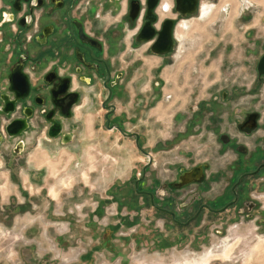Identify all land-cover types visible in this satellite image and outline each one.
Instances as JSON below:
<instances>
[{
  "label": "rangeland",
  "instance_id": "obj_1",
  "mask_svg": "<svg viewBox=\"0 0 264 264\" xmlns=\"http://www.w3.org/2000/svg\"><path fill=\"white\" fill-rule=\"evenodd\" d=\"M252 1L253 12L248 0H221L215 7L204 1L210 7L179 28L187 44L181 43L175 62L161 70L168 81L163 93L157 86L152 90L149 74L146 81L138 78L135 90L126 89L113 99L117 113L124 115L125 132L139 133L143 152L153 155L151 166L132 138L105 129L103 110L92 104L77 107L71 120L62 119L69 143L41 133L36 140L41 148L25 142L22 153L33 149L34 159L25 164L28 178L18 180L21 162L3 158L2 168L8 171L0 181L8 177L20 190L13 196L9 191L16 187L9 182L5 191L10 198L0 201V264H264V218L256 213L239 223L231 219L232 211L218 219L203 213L185 225L190 212L198 210L194 202L200 196L211 199L217 189L210 177L213 133L206 128L214 97L231 108L264 104V91L244 92L255 79L264 44V0ZM209 11L212 19L205 18ZM152 59L147 66L160 64L157 57ZM195 107L205 108L204 126L197 124L200 119L188 121L187 137L165 145L169 134L185 129V118L174 123L177 112L185 110L189 118ZM6 144L0 152L7 151ZM196 165L205 170L209 183L183 181V172ZM141 181L138 190L154 186L149 191L154 202L168 200L167 209L184 225L152 208L146 193L136 192ZM251 192L264 201V187Z\"/></svg>",
  "mask_w": 264,
  "mask_h": 264
},
{
  "label": "flooded vegetation",
  "instance_id": "obj_2",
  "mask_svg": "<svg viewBox=\"0 0 264 264\" xmlns=\"http://www.w3.org/2000/svg\"><path fill=\"white\" fill-rule=\"evenodd\" d=\"M204 1L213 7L221 5V0H0V95L6 92L14 100V96L22 93L21 85L15 84L17 66H22L30 80L24 98L1 103L0 108H28L34 111L38 134L49 132L48 120L52 119L56 131L62 135V119L71 120L77 107L99 106L103 110L105 129L132 138L143 152L141 136L125 132L121 119L124 115L117 113L118 103L113 99L121 98L126 89L135 90L136 82L140 78L146 81L149 74L152 78L147 81L152 90L157 86L163 93L168 81L161 77V70L175 62L179 45L187 44V35H182L179 28L210 7ZM248 1L247 7L253 12L255 2ZM229 6L227 3L225 7ZM262 45L259 59L264 54ZM125 53L129 55L126 57ZM155 57L160 59V64L147 66ZM259 59L254 66V81L244 86L246 95H260L264 91V74L259 75L257 67ZM98 95L102 97L99 103ZM221 97L227 98L226 94ZM214 98L206 128L213 133L214 169L210 177L217 189L211 199L200 196L194 202L198 210L194 214L190 212L192 216L185 225L197 222L203 213L218 219L232 211L231 219L238 223L240 218H251L255 213L264 218V201L251 196L252 189L264 187V104L231 108ZM154 108L153 104L149 112ZM204 109L195 107L190 120L185 110L177 112L174 123L185 118V129L169 134L165 145L187 137L188 121L200 119L197 124L204 126ZM57 139L58 143L67 144L70 136L63 134ZM159 143H154L153 154ZM143 153L149 156L146 165L151 166L153 155ZM182 176L184 182L209 183L205 170L198 165L190 172L184 171ZM142 181L135 186L136 192L146 193L152 208L184 225L167 209L168 200L159 198L158 204L154 202L155 196L149 192L154 186L148 185L147 191L138 190Z\"/></svg>",
  "mask_w": 264,
  "mask_h": 264
},
{
  "label": "water",
  "instance_id": "obj_3",
  "mask_svg": "<svg viewBox=\"0 0 264 264\" xmlns=\"http://www.w3.org/2000/svg\"><path fill=\"white\" fill-rule=\"evenodd\" d=\"M193 13V10L190 11ZM189 12V13H190ZM257 67L259 69V75L264 74V54L259 59ZM16 73L20 75V77L17 75L15 77V84L18 86L21 85L22 93L14 96V100H11V97L8 93L4 92L2 95H0V104H7V102L17 101L19 98H24V95L28 92V86H29V78H27V74H24L22 71V66L19 65L16 68ZM11 87L13 90H15L14 82H11ZM63 113L66 115L67 118H70V115L67 112ZM34 117V111H29L28 108L24 107H17V108H10V107H3L0 108V146L3 143H7L6 147H10L12 145L16 146L17 149L12 150L14 154L19 155V153L23 152L25 146V135L29 132H32V134L38 133L37 132V125L35 123ZM50 119V118H49ZM52 119L48 120L49 129L48 133L46 134L49 138L56 139L59 137L60 131H56L57 128L54 127V122H51ZM4 122V125H1ZM52 124V125H50ZM62 131V130H61ZM63 132V131H62ZM15 140V142H13ZM68 143V142H67Z\"/></svg>",
  "mask_w": 264,
  "mask_h": 264
},
{
  "label": "crops",
  "instance_id": "obj_4",
  "mask_svg": "<svg viewBox=\"0 0 264 264\" xmlns=\"http://www.w3.org/2000/svg\"><path fill=\"white\" fill-rule=\"evenodd\" d=\"M214 16H213V14H212V12H210L209 11V13H208V15L207 16H205V18L206 19H212ZM219 17H217V19H218ZM214 21H216V20H214ZM166 98V97H165ZM38 133H35V134H32V135H30L29 136V138H27L26 139V141H27V143H32V146H34V147H36V148H34V149H38V147L39 148H41L42 147V145H38L37 144V142H36V140H37V138H39L40 139V136L38 137ZM44 135V134H43ZM42 138H44V136H41V139ZM25 141V142H26ZM26 146V145H25ZM16 150L17 149V147L16 146H10V147H7V151H5V152H0V154H2V155H0V177H4L5 176V173L4 172H6V171H8V168H6V169H3L2 168V166H3V158H8V156H13V159H14V161H16L15 163H20L18 166H17V168H18V175L19 176H17L18 177V180L20 179V178H28L27 177V173H25V164L27 165V162H28V159H29V161H32L33 162V158H32V156H33V149H32V151L30 152V153H19V155H17V154H14V152H12V150ZM11 151V152H10ZM7 152H9V153H7ZM34 153H36V152H34ZM28 157V158H27ZM12 160V159H11ZM13 161V160H12ZM35 167H36V164H35ZM36 168H38V167H36ZM20 171H21V173H20ZM8 173V172H7ZM24 173V174H23ZM11 175V174H10ZM14 175V174H13ZM23 175V176H22ZM9 176V175H8ZM20 181V180H19ZM9 182H11V180H9V178L8 177H6V180H4V181H0V201L2 202V203H6V201L10 198V193H7V191H5L6 190V188L7 187H5V185L7 186L8 185V183ZM23 182L25 183L26 181L25 180H23ZM12 183V182H11ZM12 187H16V188H13V189H11V191H9V192H11V194L13 195V196H16V193H19V191L18 190H20L19 189V187H18V189H17V184H10ZM3 205V204H2Z\"/></svg>",
  "mask_w": 264,
  "mask_h": 264
}]
</instances>
